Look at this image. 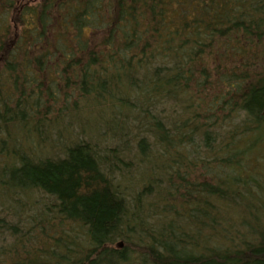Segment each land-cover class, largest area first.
Returning <instances> with one entry per match:
<instances>
[{
    "label": "trees",
    "instance_id": "trees-1",
    "mask_svg": "<svg viewBox=\"0 0 264 264\" xmlns=\"http://www.w3.org/2000/svg\"><path fill=\"white\" fill-rule=\"evenodd\" d=\"M0 264H264V0H0Z\"/></svg>",
    "mask_w": 264,
    "mask_h": 264
},
{
    "label": "rangeland",
    "instance_id": "rangeland-1",
    "mask_svg": "<svg viewBox=\"0 0 264 264\" xmlns=\"http://www.w3.org/2000/svg\"><path fill=\"white\" fill-rule=\"evenodd\" d=\"M15 26V25H14ZM48 229V231H51L49 228H47ZM36 232V231H35ZM32 234H33V232H32ZM38 234V233H37ZM34 241V240H33ZM27 247H34V246H32L31 244L30 245H27Z\"/></svg>",
    "mask_w": 264,
    "mask_h": 264
},
{
    "label": "water",
    "instance_id": "water-1",
    "mask_svg": "<svg viewBox=\"0 0 264 264\" xmlns=\"http://www.w3.org/2000/svg\"><path fill=\"white\" fill-rule=\"evenodd\" d=\"M119 245H121V243H119Z\"/></svg>",
    "mask_w": 264,
    "mask_h": 264
}]
</instances>
